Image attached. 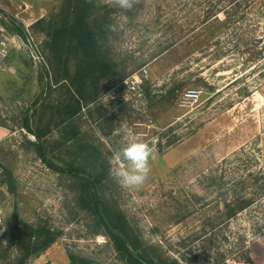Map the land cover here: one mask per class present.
<instances>
[{"label":"rangeland","instance_id":"1","mask_svg":"<svg viewBox=\"0 0 264 264\" xmlns=\"http://www.w3.org/2000/svg\"><path fill=\"white\" fill-rule=\"evenodd\" d=\"M92 2L93 17L105 21L108 66L90 80L70 120L108 160L103 202L123 212L156 262L264 264V195L227 219L222 189L210 180L236 152L248 172L264 168V0H139L130 11ZM63 5L0 0V264H70V253L92 264H126L92 209L94 190L44 161L26 126L50 123L49 144L59 134L42 102L68 94L48 34ZM117 23L122 31L107 32ZM74 61L66 60L71 71ZM126 131L153 148L150 175L136 188L111 174ZM17 221L50 228L55 241L34 254L13 241Z\"/></svg>","mask_w":264,"mask_h":264},{"label":"trees","instance_id":"2","mask_svg":"<svg viewBox=\"0 0 264 264\" xmlns=\"http://www.w3.org/2000/svg\"><path fill=\"white\" fill-rule=\"evenodd\" d=\"M104 24L105 21L93 17L92 0H64L59 25L48 34L54 43L53 47H49L53 58L60 59L61 64L65 65L60 79H67L63 86L67 87L68 94L62 101L42 102L43 115L52 108L51 122L59 134L49 144L46 136L51 130L50 123L42 126L41 122L36 128L30 127L28 123L26 126L35 135V150L44 161L58 170H66L78 177L86 192L92 194L91 190H94L92 198L95 205L92 209L99 221L105 225L126 264H165L149 258L141 249L140 240L123 212L103 202L101 189L110 175L108 160L98 146L82 136L78 124L70 120L82 110L83 101L90 93V80L108 66L102 54ZM65 56L66 60L71 56L75 57L74 70L71 71L68 67V62L63 59ZM50 62L55 63L51 59ZM59 82L57 78L55 84ZM42 120L43 116L40 117V121ZM234 155L233 158L225 157L210 175L211 185L222 189L220 196L224 203L223 216L227 219L255 205L264 195V168L248 172L250 169L241 159L240 152ZM54 158L63 165H58ZM236 163L241 165L236 167ZM12 234L16 244L27 247L36 255L48 248L56 237L55 232L46 226L35 227L28 223L22 225L18 221L12 226ZM69 256L70 264H92L75 253H70Z\"/></svg>","mask_w":264,"mask_h":264},{"label":"clouds","instance_id":"3","mask_svg":"<svg viewBox=\"0 0 264 264\" xmlns=\"http://www.w3.org/2000/svg\"><path fill=\"white\" fill-rule=\"evenodd\" d=\"M109 3L124 11H130L139 3V0H109ZM124 29L123 23L109 24L106 30L109 33H118ZM189 96H195L190 91ZM153 148L139 134L126 131L121 146L112 154L111 174L121 185L127 188H136L148 179L153 159ZM262 241L264 239L260 238Z\"/></svg>","mask_w":264,"mask_h":264},{"label":"built area","instance_id":"4","mask_svg":"<svg viewBox=\"0 0 264 264\" xmlns=\"http://www.w3.org/2000/svg\"><path fill=\"white\" fill-rule=\"evenodd\" d=\"M195 92H196V95H199V94H198V91H195Z\"/></svg>","mask_w":264,"mask_h":264}]
</instances>
